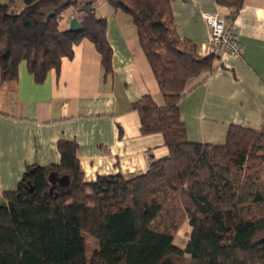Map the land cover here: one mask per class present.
<instances>
[{"label": "trees", "instance_id": "obj_1", "mask_svg": "<svg viewBox=\"0 0 264 264\" xmlns=\"http://www.w3.org/2000/svg\"><path fill=\"white\" fill-rule=\"evenodd\" d=\"M20 1L19 11L13 0L0 3V85L16 82L22 61L41 82L84 38L110 72L106 18L91 2ZM172 1L109 0L130 16L164 99L143 96L133 107L141 132L160 133L167 155L141 173L85 181L76 142L59 140L58 164L27 165L16 188L2 193L0 264H264V122L230 125L221 144L188 139L179 101L191 79L214 71L218 56L178 35ZM215 1L231 20L243 4ZM67 9L80 30L62 28ZM184 220L190 230L179 247L174 236Z\"/></svg>", "mask_w": 264, "mask_h": 264}, {"label": "crops", "instance_id": "obj_2", "mask_svg": "<svg viewBox=\"0 0 264 264\" xmlns=\"http://www.w3.org/2000/svg\"><path fill=\"white\" fill-rule=\"evenodd\" d=\"M78 1L91 2L96 15L106 18L111 70L104 71L94 44L84 38L41 82L22 61L16 82L0 85V202L27 165L59 163V140L76 142L85 181L144 172L150 159L168 153L160 133L141 132L133 107L143 96L159 105L164 99L130 16L109 0ZM171 8L178 35L193 42L198 53L208 38L203 11L219 12L241 45L238 54L218 56L210 75L188 82L178 106L188 139L221 144L230 125L259 129L264 122V0H243L232 20L215 0H173ZM73 12L67 9L62 17L69 21Z\"/></svg>", "mask_w": 264, "mask_h": 264}, {"label": "built area", "instance_id": "obj_3", "mask_svg": "<svg viewBox=\"0 0 264 264\" xmlns=\"http://www.w3.org/2000/svg\"><path fill=\"white\" fill-rule=\"evenodd\" d=\"M201 15L208 30V38L202 54L212 53L216 56L223 53L238 54L241 48L238 36L225 25L222 15L217 11H203ZM74 16L75 12L71 17Z\"/></svg>", "mask_w": 264, "mask_h": 264}, {"label": "rangeland", "instance_id": "obj_4", "mask_svg": "<svg viewBox=\"0 0 264 264\" xmlns=\"http://www.w3.org/2000/svg\"><path fill=\"white\" fill-rule=\"evenodd\" d=\"M5 2H7V1H5ZM5 2H1V0H0V3H5ZM15 4L16 5L14 6V10L19 11V9L22 7L21 1L17 0V3H15ZM64 27H65V24H62V28H64ZM189 230H190V227L188 225V222H187V220H184L180 224V226H179V228L176 231L175 236H174V243L177 246L183 247L185 245V242L188 239ZM93 247H95V243L93 241H91V239H89L88 240V249L93 248Z\"/></svg>", "mask_w": 264, "mask_h": 264}, {"label": "water", "instance_id": "obj_5", "mask_svg": "<svg viewBox=\"0 0 264 264\" xmlns=\"http://www.w3.org/2000/svg\"><path fill=\"white\" fill-rule=\"evenodd\" d=\"M80 28H81V26H80V23L78 22V20L75 17H70V19L68 21V29L71 31H78V30H80ZM52 178H53V180L57 179L54 174H50L49 179L51 180Z\"/></svg>", "mask_w": 264, "mask_h": 264}]
</instances>
